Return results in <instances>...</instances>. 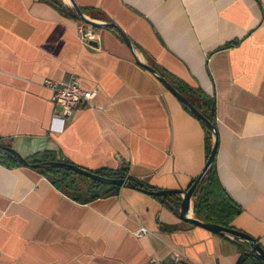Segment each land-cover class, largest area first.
<instances>
[{"label":"crops","instance_id":"crops-1","mask_svg":"<svg viewBox=\"0 0 264 264\" xmlns=\"http://www.w3.org/2000/svg\"><path fill=\"white\" fill-rule=\"evenodd\" d=\"M61 1L0 0V145L23 157L54 151L94 172L127 168L166 193L187 189L209 155L205 123L147 64L213 99V163L239 210L231 225L264 248V0H74L132 47L116 28L89 24L97 38L82 42V21ZM72 74L94 95L64 117L43 81ZM97 190L111 192L75 198L32 165L0 162V264H238L252 252L130 181Z\"/></svg>","mask_w":264,"mask_h":264},{"label":"trees","instance_id":"trees-1","mask_svg":"<svg viewBox=\"0 0 264 264\" xmlns=\"http://www.w3.org/2000/svg\"><path fill=\"white\" fill-rule=\"evenodd\" d=\"M58 9H63L64 4L61 0H44ZM159 73L164 76L178 91H180L202 114L213 124H215L214 101L202 89L191 87L180 79L171 77L163 71ZM207 131V153H210L212 147V131L205 125ZM29 164H34L44 175H46L54 185L65 190L75 198H79L83 189L89 193L86 198L92 199L102 194H108L111 190L99 192L97 190L100 183L89 177L74 172L69 167L56 164L58 161L71 163L69 160L58 157L54 151H40L28 157H24ZM0 162L7 166H16L23 164L17 155L9 150H0ZM127 168L113 170L97 171L108 177H124L127 175ZM130 178V184L134 187L146 190H156L155 187L144 183L134 177ZM82 182L84 184H82ZM116 187V186H113ZM193 209L196 218L204 221L214 222L223 226L233 227L232 219L238 213V207L232 197L223 187L218 174L215 170L214 163L206 170L194 192ZM162 202L167 203L172 200L175 207L180 205L181 196L177 193L154 194ZM171 209L174 207L171 205ZM252 263L264 264V261L255 253L249 252L242 256L238 264Z\"/></svg>","mask_w":264,"mask_h":264},{"label":"water","instance_id":"water-1","mask_svg":"<svg viewBox=\"0 0 264 264\" xmlns=\"http://www.w3.org/2000/svg\"><path fill=\"white\" fill-rule=\"evenodd\" d=\"M70 3L73 7V9L76 12V15L78 16V18L86 23L89 24L93 27H114L118 30L119 34L121 35V37L123 38V40L126 42V44L129 47H132L131 41L128 38V36L115 24V23H100L97 21H94L90 18H88L87 16H85L83 14V12L81 11L80 7L77 5V3L74 0H70ZM143 66H145L150 72H152L157 78L158 80L186 107L188 108L194 115H196V117H198L203 123H205V125L207 127H209L211 129V131L214 133V142L213 145L211 147L210 153L208 155L207 161L205 163V166L203 168V170L201 171V173L196 177V179L192 182V184L184 190H171L170 192L172 193H177L180 194L181 196V201H180V209H179V217L182 220L188 221V222H192L196 225L202 226L204 228H207L211 231L217 232V233H224V234H228L230 236L233 237H237L241 240H244L248 243L250 250L255 252L263 261H264V248L261 246V244L256 240L255 237H253L252 235L241 231L239 229H236L234 227H227V226H223L214 222H209V221H204L201 220L199 218L194 217L192 214L189 213V211H191V198L195 192V189L197 188L201 178L203 177L204 173L206 172V170L210 167V165L213 163L214 158H215V153H216V149H217V144H218V134H217V129H216V125L213 124L211 121H209L203 114L202 112H200V110L198 108H196L180 91H178L164 76H162L155 68L147 65V64H143L141 63ZM1 149L3 150H9L13 153H15L17 155V157L20 159V161L25 164V165H32L35 166L34 164H29L25 158L20 155L15 149H13L12 147L6 146V145H0ZM56 164H60V165H64L69 167L71 170H73L74 172H77L81 175H84L86 177H89L93 180H96L100 183H104V184H110V185H119V186H123V185H127L129 184L130 178L129 176H124V177H108V176H104L101 175L99 173H96L94 171H90L86 168L80 167L76 164L73 163H68V162H64V161H58L56 162ZM146 192L150 193V194H164L167 191L166 190H146L143 189Z\"/></svg>","mask_w":264,"mask_h":264},{"label":"built area","instance_id":"built-area-1","mask_svg":"<svg viewBox=\"0 0 264 264\" xmlns=\"http://www.w3.org/2000/svg\"><path fill=\"white\" fill-rule=\"evenodd\" d=\"M77 32L82 42H90L97 38L95 30L84 22H80ZM44 85L52 92V101L60 108L64 117L72 115L76 110L90 104V100L94 95V90L85 89L81 86L79 79L75 75H70L68 79L63 81H55L46 78ZM56 119H64L56 115ZM147 229L142 227L138 230V234L142 235ZM142 264H176V259L165 262L161 259L150 258Z\"/></svg>","mask_w":264,"mask_h":264},{"label":"rangeland","instance_id":"rangeland-1","mask_svg":"<svg viewBox=\"0 0 264 264\" xmlns=\"http://www.w3.org/2000/svg\"><path fill=\"white\" fill-rule=\"evenodd\" d=\"M82 184H84V183L82 182Z\"/></svg>","mask_w":264,"mask_h":264}]
</instances>
